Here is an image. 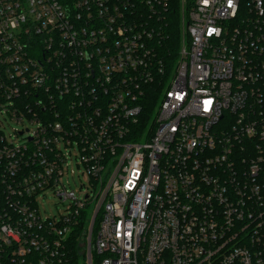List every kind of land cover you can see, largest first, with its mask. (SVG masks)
I'll return each mask as SVG.
<instances>
[{"label":"built area","instance_id":"2783aa9c","mask_svg":"<svg viewBox=\"0 0 264 264\" xmlns=\"http://www.w3.org/2000/svg\"><path fill=\"white\" fill-rule=\"evenodd\" d=\"M0 112V264H264V0H0Z\"/></svg>","mask_w":264,"mask_h":264},{"label":"rangeland","instance_id":"374dc122","mask_svg":"<svg viewBox=\"0 0 264 264\" xmlns=\"http://www.w3.org/2000/svg\"><path fill=\"white\" fill-rule=\"evenodd\" d=\"M171 24L173 30L178 29L179 25L175 21L172 20ZM0 126L5 130L7 135L11 134L12 136L22 130L31 128L27 122H24L23 124H18L14 120H12L8 115L1 112ZM28 136L29 134L25 133L24 137L27 138ZM18 140L21 139L18 138ZM72 154L75 156V151H72ZM77 164L78 163L76 158L73 157L71 167L68 171H66V174L63 177V184L66 186L67 189L76 192L79 197H84L85 191L90 187V182L88 178L83 174V169L79 168ZM71 171H73V173ZM82 185L85 187L84 189H81ZM38 202L42 216L44 218H55L56 220H58L60 216L66 212L69 206V203H62L53 192H48L45 197L40 196L38 198ZM83 264H88V262L84 259ZM94 264H98L97 257L95 256Z\"/></svg>","mask_w":264,"mask_h":264},{"label":"trees","instance_id":"16d2710c","mask_svg":"<svg viewBox=\"0 0 264 264\" xmlns=\"http://www.w3.org/2000/svg\"><path fill=\"white\" fill-rule=\"evenodd\" d=\"M179 27L177 30H173L172 24L170 23L169 28L166 30V39L161 44L162 53L170 52L175 57L179 51L180 45V19L178 15L173 19ZM84 226L80 225L69 238L68 250L70 254V264H83L85 258L83 253V231Z\"/></svg>","mask_w":264,"mask_h":264}]
</instances>
